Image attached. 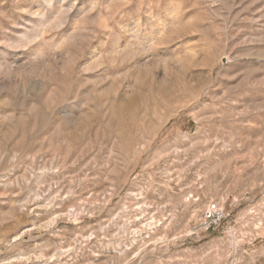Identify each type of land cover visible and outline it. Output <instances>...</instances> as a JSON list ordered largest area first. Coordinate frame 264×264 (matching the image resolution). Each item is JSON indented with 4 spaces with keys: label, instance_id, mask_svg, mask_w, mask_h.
<instances>
[{
    "label": "rangeland",
    "instance_id": "obj_1",
    "mask_svg": "<svg viewBox=\"0 0 264 264\" xmlns=\"http://www.w3.org/2000/svg\"><path fill=\"white\" fill-rule=\"evenodd\" d=\"M0 264H264V0H0Z\"/></svg>",
    "mask_w": 264,
    "mask_h": 264
},
{
    "label": "built area",
    "instance_id": "obj_2",
    "mask_svg": "<svg viewBox=\"0 0 264 264\" xmlns=\"http://www.w3.org/2000/svg\"><path fill=\"white\" fill-rule=\"evenodd\" d=\"M224 212L216 203H212L203 216V225L207 228H213L224 218Z\"/></svg>",
    "mask_w": 264,
    "mask_h": 264
},
{
    "label": "bare ground",
    "instance_id": "obj_3",
    "mask_svg": "<svg viewBox=\"0 0 264 264\" xmlns=\"http://www.w3.org/2000/svg\"><path fill=\"white\" fill-rule=\"evenodd\" d=\"M188 200V199H187ZM139 201V200H138ZM141 205V204H140ZM139 206V205H138ZM151 214V213H150ZM151 216V215H150ZM154 220V219H153ZM155 221V220H154ZM152 222V221H151ZM151 222H150V224H151ZM153 224H157V222H152V225ZM143 231V230H142Z\"/></svg>",
    "mask_w": 264,
    "mask_h": 264
}]
</instances>
